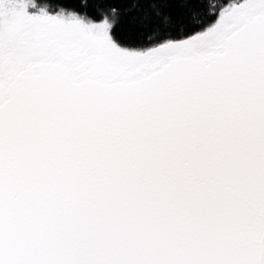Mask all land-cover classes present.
<instances>
[{
  "label": "snow or ice",
  "instance_id": "1",
  "mask_svg": "<svg viewBox=\"0 0 264 264\" xmlns=\"http://www.w3.org/2000/svg\"><path fill=\"white\" fill-rule=\"evenodd\" d=\"M0 0V264H264V0Z\"/></svg>",
  "mask_w": 264,
  "mask_h": 264
},
{
  "label": "trees",
  "instance_id": "2",
  "mask_svg": "<svg viewBox=\"0 0 264 264\" xmlns=\"http://www.w3.org/2000/svg\"><path fill=\"white\" fill-rule=\"evenodd\" d=\"M104 2L108 5H115V6H119L122 7V0H104Z\"/></svg>",
  "mask_w": 264,
  "mask_h": 264
}]
</instances>
